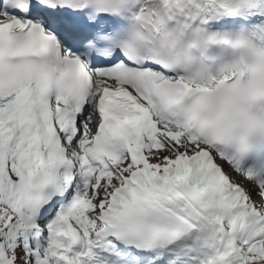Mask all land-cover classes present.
Wrapping results in <instances>:
<instances>
[{
    "label": "snow or ice",
    "instance_id": "obj_1",
    "mask_svg": "<svg viewBox=\"0 0 264 264\" xmlns=\"http://www.w3.org/2000/svg\"><path fill=\"white\" fill-rule=\"evenodd\" d=\"M0 264H264V0H0Z\"/></svg>",
    "mask_w": 264,
    "mask_h": 264
}]
</instances>
